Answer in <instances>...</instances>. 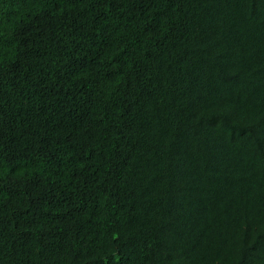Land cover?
Wrapping results in <instances>:
<instances>
[{
    "label": "trees",
    "instance_id": "trees-1",
    "mask_svg": "<svg viewBox=\"0 0 264 264\" xmlns=\"http://www.w3.org/2000/svg\"><path fill=\"white\" fill-rule=\"evenodd\" d=\"M0 264H264V0H0Z\"/></svg>",
    "mask_w": 264,
    "mask_h": 264
}]
</instances>
